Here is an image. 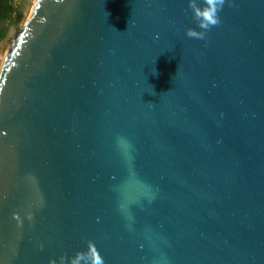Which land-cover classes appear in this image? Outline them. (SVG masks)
Here are the masks:
<instances>
[{"label":"water","instance_id":"water-1","mask_svg":"<svg viewBox=\"0 0 264 264\" xmlns=\"http://www.w3.org/2000/svg\"><path fill=\"white\" fill-rule=\"evenodd\" d=\"M191 3L35 1L0 65V264H264V0L203 39Z\"/></svg>","mask_w":264,"mask_h":264},{"label":"clouds","instance_id":"clouds-1","mask_svg":"<svg viewBox=\"0 0 264 264\" xmlns=\"http://www.w3.org/2000/svg\"><path fill=\"white\" fill-rule=\"evenodd\" d=\"M207 7L200 8L197 6L195 0H192L190 8L193 12L194 18L199 22V27L204 31L197 33L194 30H188L187 35L190 38L203 39L207 30L216 26L219 23V11L223 5V0H206ZM120 143H124L121 139ZM96 264H100V260L97 259Z\"/></svg>","mask_w":264,"mask_h":264},{"label":"rangeland","instance_id":"rangeland-1","mask_svg":"<svg viewBox=\"0 0 264 264\" xmlns=\"http://www.w3.org/2000/svg\"><path fill=\"white\" fill-rule=\"evenodd\" d=\"M35 1L36 0H14L15 9L16 11L23 13L24 20L18 26H15L13 21H9L1 26V28L7 30V36L6 38L0 40V65L3 61L11 36L23 29L24 23L29 17Z\"/></svg>","mask_w":264,"mask_h":264},{"label":"trees","instance_id":"trees-1","mask_svg":"<svg viewBox=\"0 0 264 264\" xmlns=\"http://www.w3.org/2000/svg\"><path fill=\"white\" fill-rule=\"evenodd\" d=\"M24 20L23 13L16 11L14 0H0V40L6 38L7 30L1 28L2 25L13 21L15 26L21 24Z\"/></svg>","mask_w":264,"mask_h":264}]
</instances>
